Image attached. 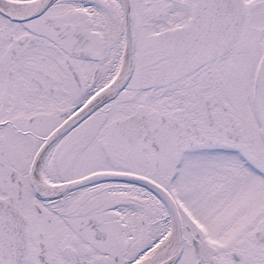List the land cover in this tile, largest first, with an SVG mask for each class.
<instances>
[{
    "label": "snow or ice",
    "instance_id": "6c2138e0",
    "mask_svg": "<svg viewBox=\"0 0 264 264\" xmlns=\"http://www.w3.org/2000/svg\"><path fill=\"white\" fill-rule=\"evenodd\" d=\"M0 264H264V0H0Z\"/></svg>",
    "mask_w": 264,
    "mask_h": 264
}]
</instances>
